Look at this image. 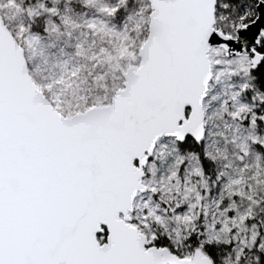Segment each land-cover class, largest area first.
<instances>
[{"label":"snow or ice","instance_id":"obj_1","mask_svg":"<svg viewBox=\"0 0 264 264\" xmlns=\"http://www.w3.org/2000/svg\"><path fill=\"white\" fill-rule=\"evenodd\" d=\"M0 264H264V0H0Z\"/></svg>","mask_w":264,"mask_h":264}]
</instances>
